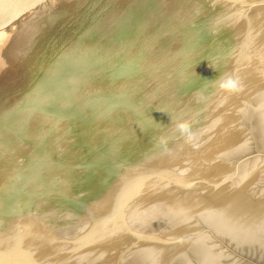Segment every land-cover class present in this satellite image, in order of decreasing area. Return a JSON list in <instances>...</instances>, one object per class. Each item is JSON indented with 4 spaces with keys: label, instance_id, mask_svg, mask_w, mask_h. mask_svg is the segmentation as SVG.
<instances>
[{
    "label": "water",
    "instance_id": "95a60500",
    "mask_svg": "<svg viewBox=\"0 0 264 264\" xmlns=\"http://www.w3.org/2000/svg\"><path fill=\"white\" fill-rule=\"evenodd\" d=\"M0 264H264V0H0Z\"/></svg>",
    "mask_w": 264,
    "mask_h": 264
}]
</instances>
